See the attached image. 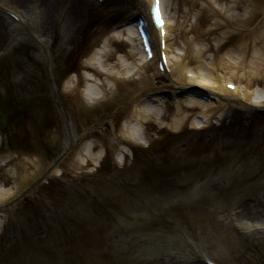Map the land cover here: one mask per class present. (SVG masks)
Instances as JSON below:
<instances>
[{
  "label": "rangeland",
  "instance_id": "1",
  "mask_svg": "<svg viewBox=\"0 0 264 264\" xmlns=\"http://www.w3.org/2000/svg\"><path fill=\"white\" fill-rule=\"evenodd\" d=\"M4 68L6 71H4L3 73L6 74V77H2L1 82H4L6 79L7 81H9V79H12L13 81H20L22 79V77L16 73H13L17 68L22 69V68H26L29 72V75L32 77V81L29 85H26L22 82L18 83L21 84L19 86H21V89H14L11 88L15 91L16 93V97H18L22 103H25L27 105H29V103H32L33 99L38 98L42 100V93L45 92V87H44V82L40 76V74L37 71V68H31V65L28 61L24 60V61H19V59H10L7 64L4 65ZM9 83V82H7ZM7 85V84H5ZM5 85H0V93L3 95H7L8 94V89L5 91L4 86ZM29 86L31 89L34 90H29ZM25 97H24V96ZM25 99V100H24ZM8 101L5 102L4 107L7 106ZM53 104V102H51ZM229 159L231 161H233L235 158H233L232 156H229ZM234 171V169H233ZM235 172V171H234ZM240 176V175H237ZM245 177L240 176L238 182H236L234 185L237 187H241L244 186L247 183V180L244 181ZM232 180V179H230ZM253 183H257L256 181ZM177 184L178 190H183L184 187H186L188 190V194L190 192V196L191 198H193L194 200H206L208 201V203H206L205 209L203 208V212H202V217L201 219L196 220L195 222H193L192 227H190L188 230L193 232L194 234H197L196 230L199 228H202L203 226H207V228H213L212 227V218L214 215L219 214L221 211L219 209H216L215 211L212 212V210L216 207V206H212L211 204L213 203L214 205L219 204L220 209L222 210V213H225L224 209L226 208H222V206H228L229 204H231V206H242L244 204V202H246L247 204L249 203L248 198H246V192L250 191V189H252L251 184H246L247 187H245L241 192L240 190L238 191L239 194L237 195V199L235 201V203L237 202L238 204H234L231 203L230 201H226V199L223 197V194H221L219 191L213 189L211 187V184H205L202 186L201 189H197L198 192L192 191V187L190 186H185L183 184H181L180 182V178H178L177 180ZM208 186L210 187V189L208 188ZM251 187V188H250ZM263 191V190H262ZM262 191L258 192V194H260L258 197H262L261 193ZM221 194V195H220ZM233 195H235V192L233 193ZM194 196V197H193ZM147 196H145L146 198ZM222 197V199H220ZM150 197H148L147 199H150ZM228 198V197H227ZM216 199V200H215ZM220 199V200H218ZM159 198H153V202L150 204L148 201H146L144 198L141 200L136 201L137 205L135 208V211H133V213H131V217L133 214H140V213H144L145 217L148 218V210H154L155 208H159V206L164 202V201H160L158 202ZM261 200V199H259ZM264 202V198H262L261 203ZM157 205V207H153ZM262 206V205H261ZM153 207V208H152ZM214 207V208H213ZM132 208V209H134ZM210 208V209H209ZM132 209H124V214L125 218L130 216V212L132 211ZM145 221V218L144 220ZM132 223H135L134 219H127V221H125V225H123V227H121V231L124 230L126 232V234L124 235L126 238L128 239H132L129 229H131V225ZM126 224L128 226H126ZM195 225V226H194ZM197 225V226H196ZM214 233H206V234H201L199 235L198 233V241L200 243H202L204 245V247L210 252V254L214 255L215 257H217L219 260L223 261L226 264H264V255L260 253H256V251H262L260 250V248H258L257 246H254V251H255V256L253 258H251V256H249L245 250L248 247V241L244 240L241 244L236 241L231 235L230 233H223L220 232V235L216 236V234ZM122 235V234H121ZM121 235L119 236L121 238ZM124 237V238H125ZM116 240V239H115ZM114 240V241H115ZM251 241H249L251 244L256 243L257 244V240L254 237L250 238ZM155 239L152 241V244H154ZM122 242V240L120 241ZM236 242V243H235ZM237 244V245H236ZM153 246V245H152ZM232 246L234 247H241L240 250L237 249H233ZM145 248V247H143ZM235 250V251H234ZM142 252V251H141ZM162 252V251H161ZM143 254V252H142ZM162 254V253H161ZM112 257L116 258V255L114 254V252L112 253ZM150 258L144 259L142 257L141 259V264H153L155 263V261L157 262L158 258L155 259L154 261H150ZM95 264V263H93ZM96 264H104V262L102 261H97Z\"/></svg>",
  "mask_w": 264,
  "mask_h": 264
},
{
  "label": "bare ground",
  "instance_id": "2",
  "mask_svg": "<svg viewBox=\"0 0 264 264\" xmlns=\"http://www.w3.org/2000/svg\"><path fill=\"white\" fill-rule=\"evenodd\" d=\"M183 1L185 3H187V0H183ZM232 2H234V0ZM168 5H169V0H165V7H166L165 9H166L167 12H168ZM195 5L196 4L183 5V9L187 11L186 20H184V22H182L183 25L179 24V23H177L175 25L174 30H177V32H174V33L176 35V39L179 38L183 42H187V40L189 38H193L194 40L196 39L201 44V46L199 45V48H200L201 51L202 50L203 51H209L208 48L210 46V42L206 40V38H205L206 34H204V32H203V30L201 28H200V30L198 32L196 31L198 29L199 21H196L195 24H191V22H190V20L194 17L195 12H196V11H194V13L192 14L191 13V8H195ZM232 6L235 7V4L232 5ZM184 26H186L187 28H185ZM187 32H192V33H188V34H190L189 37H188ZM119 33H122V32H119ZM208 36L211 39H213V37H212L213 33H210ZM127 38H128L129 41H132L131 50L129 52H123V54H121V56L119 55L120 58H118V59H119V62H121L120 63L121 67H124V66L126 67L129 64L130 65L135 64V57H136V55H135V53H136L135 45L133 43V39L130 36V34H127ZM214 38H216V37H214ZM213 41H214V44H218L217 40H213ZM262 44H264V41H262ZM251 46H252V49H253L254 45H250V44L245 43V45H243V46L241 45V48H242L243 51H245L246 48H249ZM102 52L104 53V55H107V54L108 55H112L111 54V49L110 48H106L105 46H103V48H101L100 51L94 52L93 54H91V56L87 59L86 64L84 65L85 69L84 68L83 69L85 71L89 70L90 67L92 68V71H91L92 74L87 75L85 73V71H83L82 74H79L76 84H74L76 80L72 76H70L69 79L63 85L65 94H69V98L75 104V108H76L77 111L84 110L86 107L83 106V103H87V101L89 102V100H90V98H86L84 96L85 90L81 91V90L78 89V83L79 82H83L84 80H86V81L90 80L91 84H88V82H86L87 83L86 85H89L92 88H95V87L98 88L97 94L98 95H102L103 99H101L99 101H97L96 99L90 100V101H95V105H96L98 103L104 104V102L111 97V94H109L106 91V85L111 86V88H109V90H112L113 87L115 86V83H119V82L123 81V79H119V78H109L108 79V78L104 77V79H103V78L99 77V72L96 71L97 66H99L101 68H104L103 66H108V62L107 61L109 59V58H103V59L100 58L101 63H99V59H97L96 55H98V54L100 55V53H102ZM185 53H186V51H185ZM127 59L130 61V63L127 62ZM182 60H183V58L180 59L181 62H182ZM95 62H98L99 65H96ZM263 62H264V58H263ZM105 69H106V71L112 73L113 75L119 76V75L122 74L121 72L117 71V69L114 68V67H110V68L109 67H105ZM102 70L103 69H101L100 72ZM234 70H235L234 68L231 69V71L227 74L229 77L226 76V74H222V76L224 78H232L234 80H237V74H235V75L232 74L234 72ZM141 78H144V77L142 76ZM75 91H77L78 93L80 92V95L82 96L84 101L83 100H79V99H77L75 97ZM262 94H264V93H262ZM228 96H229V98L231 97V95H228ZM176 107H177V109H180L182 107V104H178ZM145 112H146V109H143L141 115L139 116V117H141L140 120H142V121L148 115V114L145 115ZM70 114L71 115H75L74 112H70ZM183 117H184V115H181V119ZM176 126H178V124L174 123L172 127L175 128ZM74 133H75V130L70 128V134H74ZM11 178L13 179V182H15L17 184L20 183V184L26 185L27 184V178H29V173L25 169H22L18 173L17 177L12 176ZM30 179H31V182H32V180L34 181L33 178H30Z\"/></svg>",
  "mask_w": 264,
  "mask_h": 264
}]
</instances>
